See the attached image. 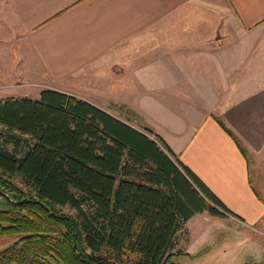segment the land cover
<instances>
[{
	"label": "crops",
	"instance_id": "obj_1",
	"mask_svg": "<svg viewBox=\"0 0 264 264\" xmlns=\"http://www.w3.org/2000/svg\"><path fill=\"white\" fill-rule=\"evenodd\" d=\"M44 89L122 120L121 107L144 116L143 95H206L177 138L143 118L233 213L196 214L178 248L198 251L189 235L198 217L220 221L205 226V243L264 222L252 175L264 190V0H0V100L39 99Z\"/></svg>",
	"mask_w": 264,
	"mask_h": 264
},
{
	"label": "trees",
	"instance_id": "obj_2",
	"mask_svg": "<svg viewBox=\"0 0 264 264\" xmlns=\"http://www.w3.org/2000/svg\"><path fill=\"white\" fill-rule=\"evenodd\" d=\"M203 212L233 214L153 130L55 89L0 100V264H176Z\"/></svg>",
	"mask_w": 264,
	"mask_h": 264
},
{
	"label": "rangeland",
	"instance_id": "obj_3",
	"mask_svg": "<svg viewBox=\"0 0 264 264\" xmlns=\"http://www.w3.org/2000/svg\"><path fill=\"white\" fill-rule=\"evenodd\" d=\"M33 65L36 67L35 64ZM38 78V76L31 77V79ZM35 89L38 88L35 87ZM34 95L35 92L31 93V96ZM143 96L142 100L147 98L148 101V103L144 102V108L143 106L141 108L145 111L144 116L142 115V117L139 112L130 108L121 107L118 110L122 118L141 130L147 128L144 124L146 120L169 138H177L181 128L188 124L185 121L192 117L199 118V112L206 108L205 105L208 103L204 98L206 95L189 91L179 94L165 92L159 95ZM154 96H157L158 99ZM192 105L194 108L189 107ZM252 175L257 191L264 197L263 182L259 183L255 172L252 171ZM61 210L63 213H67L66 209ZM219 222L214 219L206 222L204 217H198L191 221L189 235L193 240V245H196L195 250L198 251L194 254L184 252L177 254L171 259L172 262L176 264H258L256 262L262 261L264 258V222L251 230L243 228L238 234L228 233L227 229L223 228L215 233L211 241L205 243L204 241L207 239L204 233L205 226L207 229L214 230L220 226ZM222 225L225 226L226 222H222ZM187 233L185 228L179 239H185ZM6 242V240H0V249L8 244ZM220 242L223 245H220ZM216 243H219L218 246Z\"/></svg>",
	"mask_w": 264,
	"mask_h": 264
}]
</instances>
